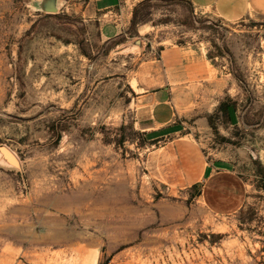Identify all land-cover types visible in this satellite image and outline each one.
I'll return each instance as SVG.
<instances>
[{
    "label": "rangeland",
    "instance_id": "rangeland-1",
    "mask_svg": "<svg viewBox=\"0 0 264 264\" xmlns=\"http://www.w3.org/2000/svg\"><path fill=\"white\" fill-rule=\"evenodd\" d=\"M40 1L0 0V143L22 160L21 172L0 167V264H86L94 248L98 264H264V194L227 217L169 194L149 173L132 88L162 45L202 46L240 89L227 101L241 122L217 112L213 146L264 147V17L227 24L148 1L130 34L103 41L77 12L84 0H58L56 13Z\"/></svg>",
    "mask_w": 264,
    "mask_h": 264
},
{
    "label": "crops",
    "instance_id": "crops-1",
    "mask_svg": "<svg viewBox=\"0 0 264 264\" xmlns=\"http://www.w3.org/2000/svg\"><path fill=\"white\" fill-rule=\"evenodd\" d=\"M148 1L157 0H84L77 12L96 25L103 41H109L130 34L137 10ZM177 1L227 24L264 17V0ZM55 15L49 17L54 20ZM137 27L141 33L142 27ZM133 80L135 124L151 144L149 173L166 185L169 194L192 200L193 209L211 217L239 213L256 198L254 193L264 194L256 163L264 147L258 140L250 147L213 146L212 123L219 105L240 93L234 70L217 64L202 46L170 42L138 65ZM225 118L234 126L242 116L234 108ZM4 177L0 169V179ZM107 264L137 263L112 259Z\"/></svg>",
    "mask_w": 264,
    "mask_h": 264
},
{
    "label": "water",
    "instance_id": "water-1",
    "mask_svg": "<svg viewBox=\"0 0 264 264\" xmlns=\"http://www.w3.org/2000/svg\"><path fill=\"white\" fill-rule=\"evenodd\" d=\"M38 8L47 13H56L59 9L58 0H41ZM0 167L9 170L22 171L20 156L6 143H0ZM99 249L94 248L86 264H98Z\"/></svg>",
    "mask_w": 264,
    "mask_h": 264
},
{
    "label": "trees",
    "instance_id": "trees-1",
    "mask_svg": "<svg viewBox=\"0 0 264 264\" xmlns=\"http://www.w3.org/2000/svg\"><path fill=\"white\" fill-rule=\"evenodd\" d=\"M235 106L233 102L230 101H222L221 104L219 105V110L218 112H221L224 117L230 118L232 114V110H234ZM211 122H212V117H211Z\"/></svg>",
    "mask_w": 264,
    "mask_h": 264
}]
</instances>
